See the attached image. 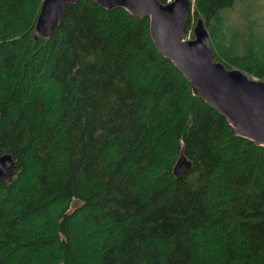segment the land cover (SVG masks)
Wrapping results in <instances>:
<instances>
[{"label":"trees","instance_id":"trees-1","mask_svg":"<svg viewBox=\"0 0 264 264\" xmlns=\"http://www.w3.org/2000/svg\"><path fill=\"white\" fill-rule=\"evenodd\" d=\"M42 1L0 0V264H264V146L191 94L147 19L77 0L40 38ZM234 1L191 0L183 36L200 20L214 62L264 83L251 44L223 48Z\"/></svg>","mask_w":264,"mask_h":264},{"label":"water","instance_id":"water-1","mask_svg":"<svg viewBox=\"0 0 264 264\" xmlns=\"http://www.w3.org/2000/svg\"><path fill=\"white\" fill-rule=\"evenodd\" d=\"M77 0H43L35 22V32L48 38L59 26L65 6ZM104 10L120 9L132 20L147 19L150 40L156 52L169 61L189 84L191 94L222 116L231 136L264 146V83L248 78L239 70H227L214 62L207 31L200 20L192 28L191 40L183 31L192 9L191 0H90ZM179 154L172 168L178 179L189 168ZM16 165L8 154L0 155V181L15 176Z\"/></svg>","mask_w":264,"mask_h":264},{"label":"rangeland","instance_id":"rangeland-1","mask_svg":"<svg viewBox=\"0 0 264 264\" xmlns=\"http://www.w3.org/2000/svg\"><path fill=\"white\" fill-rule=\"evenodd\" d=\"M235 1L236 4L230 11L226 10L222 13L224 19L225 16L227 17L225 30L228 31V34L226 35L227 41L223 43V48L230 54L237 53L242 56L244 51L247 50L243 49V51H241V45L247 44L250 46L251 44L253 46L251 52L256 54L262 60L264 57V0ZM194 23L195 22H193V18L191 17L190 27L187 30L186 35L183 36L185 40L193 39L192 28ZM190 36H192V38H190ZM210 47L212 51L213 47L211 41Z\"/></svg>","mask_w":264,"mask_h":264},{"label":"bare ground","instance_id":"bare-ground-1","mask_svg":"<svg viewBox=\"0 0 264 264\" xmlns=\"http://www.w3.org/2000/svg\"><path fill=\"white\" fill-rule=\"evenodd\" d=\"M190 14H191V12H190ZM190 14H189V15H190Z\"/></svg>","mask_w":264,"mask_h":264},{"label":"built area","instance_id":"built-area-1","mask_svg":"<svg viewBox=\"0 0 264 264\" xmlns=\"http://www.w3.org/2000/svg\"><path fill=\"white\" fill-rule=\"evenodd\" d=\"M166 3H168V1Z\"/></svg>","mask_w":264,"mask_h":264}]
</instances>
